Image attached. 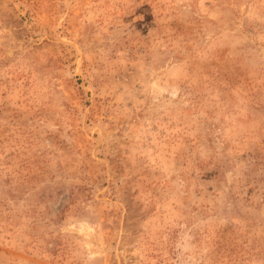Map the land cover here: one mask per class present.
I'll return each instance as SVG.
<instances>
[{
  "label": "rangeland",
  "instance_id": "374dc122",
  "mask_svg": "<svg viewBox=\"0 0 264 264\" xmlns=\"http://www.w3.org/2000/svg\"><path fill=\"white\" fill-rule=\"evenodd\" d=\"M0 264H264V0H0Z\"/></svg>",
  "mask_w": 264,
  "mask_h": 264
}]
</instances>
